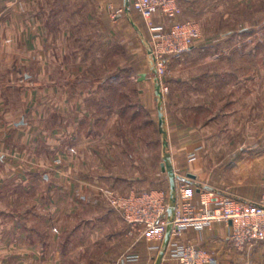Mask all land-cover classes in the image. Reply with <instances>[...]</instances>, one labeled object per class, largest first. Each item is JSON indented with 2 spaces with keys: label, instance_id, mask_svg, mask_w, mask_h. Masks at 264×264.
I'll use <instances>...</instances> for the list:
<instances>
[{
  "label": "rangeland",
  "instance_id": "374dc122",
  "mask_svg": "<svg viewBox=\"0 0 264 264\" xmlns=\"http://www.w3.org/2000/svg\"><path fill=\"white\" fill-rule=\"evenodd\" d=\"M178 3L181 8L179 15L186 16L185 9L189 12L188 9L192 7L187 5L185 8L181 0ZM198 6L200 11L197 16H187L181 22H197L201 29L200 37L204 34L207 38H217L225 41L226 46L209 50L215 58L204 60L201 56V60L188 65L182 72V80L172 75L170 61L164 76L158 78L149 57L153 42L149 33L141 59L135 54L138 49L132 45L129 54H125L122 48H110V62L107 64L91 63L85 57L80 64L79 49L67 48L65 65H48L42 62L41 47L35 48L33 63H22L20 56L17 62L11 63L10 57L4 56L9 49L2 47L3 44L9 45L11 34L0 31V264H110V243L115 244L113 264H136L140 255H148L149 252L156 255L152 264H162L168 258L175 259L171 256L174 248L169 250V243L166 246V235L168 229L170 239L182 235L173 237V221L169 215L164 236L155 240L150 238L149 232L130 226L116 208L115 213L123 221L118 225L110 222V213L102 215L106 214L105 208L103 212L99 208H82L70 194H67V198L66 194L60 198V193L54 188L55 183L48 184L43 172L49 166L57 169L64 165L65 161L56 157L60 151L66 152L68 157L75 152L74 136L76 124L80 120L76 106L80 103V97L75 95L78 87L89 89L83 101L85 99L88 106H92L93 116L105 119L104 122L108 124L113 119L121 122L118 132L148 138L162 135L166 140L170 138V122L176 111L171 100L173 88L226 89L228 100L237 99L242 106L237 113V116L242 117V126H227L226 129L220 123L219 129L226 130L227 137L238 135L244 138L250 131H253V135L257 131L259 146L264 142V0H199ZM151 18L145 19L148 22ZM14 50L22 53L20 49ZM23 50L26 51L25 48ZM53 51L58 50L51 49ZM60 66L66 68L69 74L75 73L80 67L94 74L82 77V80L74 76L47 79L50 75L47 74L48 67L52 68L53 76V73L64 72V69H59ZM206 73H219L220 76L211 80ZM97 77L99 79H95ZM156 85L160 97L158 111L157 108L155 110L157 122L145 110L132 106L138 102L134 89L145 87L152 90ZM100 88L108 89L109 94L90 95L93 91L98 93ZM122 89L130 90L129 103ZM82 114L84 119L86 115ZM202 116V112L197 113L196 124L203 122ZM49 132L61 138H56V143L48 142ZM220 135L217 136H224ZM163 162L165 165L171 164L168 158ZM70 164H73V160H68L67 165ZM55 179L57 183L59 178ZM179 181H189L196 192L201 188L192 177L176 173L175 194ZM167 189L164 191L170 199L171 188L168 186ZM102 197L110 212V191H102ZM232 232L231 227V235ZM231 235V243L237 250L245 252L254 246L253 243L240 249ZM96 248L99 255L93 254ZM31 249L39 253L34 258L30 256ZM261 259L264 262V257Z\"/></svg>",
  "mask_w": 264,
  "mask_h": 264
},
{
  "label": "crops",
  "instance_id": "0c3cea01",
  "mask_svg": "<svg viewBox=\"0 0 264 264\" xmlns=\"http://www.w3.org/2000/svg\"><path fill=\"white\" fill-rule=\"evenodd\" d=\"M198 1L181 0L185 8L187 5L192 7H187L189 12L185 9L186 16L180 14L175 19H170L156 12L147 22L135 13L131 0H0V17L3 18L0 20V31L11 34L9 45H0L9 49L4 56L10 57L11 63L17 62L18 56L22 57V63H33L34 50L40 47L42 62L48 65H65L67 48L79 49L80 64L83 63V57L91 63L107 64L110 62V48H122L125 54H129L132 45L134 49H138L134 53L141 59L142 50L147 44V34L153 39L151 28L162 27L175 20L181 22L187 16H197L200 11ZM225 46V41L207 38L203 34L196 39L188 53L171 58L169 64L172 75L179 76L182 80V72L188 65L201 60V56L204 60L215 58L209 50ZM14 48L20 49L22 53ZM51 49L58 51L51 52ZM127 63L131 64L129 61ZM48 69L47 74L50 75L47 79L74 76L77 80H82V77L94 74L83 71L82 67L69 74L66 68L60 66L59 69H64V72L53 73L51 76L52 68ZM96 76L103 77L99 74ZM207 76L212 80L220 74L208 73ZM173 89L171 100L176 111L170 122V138L166 140L162 135L148 138L118 132L121 122L113 119L108 124L104 122L105 119L93 116L92 106H88L85 99L83 101V96L89 89L78 87L75 95L80 97V103L76 105L80 120L76 124L77 132L74 136L75 152L68 157L65 151H60V155L56 157L65 161L64 165L57 169L49 166L43 172L45 180H48V184L55 183L54 188L60 193V198L64 194L67 198V194H70L82 208H99L102 212L105 208L106 214L102 215L110 213V222L117 225L123 221L118 218L112 206L109 212L102 191L124 195L152 189L169 190L170 175L163 168V161L167 158L178 175L192 177L197 186L201 187L195 195L196 207L202 206L201 196L204 194L211 199L210 207L218 206L224 197L246 204L257 203L262 195L264 146L261 145L264 142L259 146L257 131H254L255 135L250 131L244 138L238 135L227 137L226 130L219 129L220 123L226 129L227 126L241 128L242 117L237 116L242 108L240 102L237 99L228 100L226 89ZM121 91L126 92L128 99H125L129 103L130 90ZM134 91L138 102L132 106L145 110L157 122L155 110L157 108L158 111L160 99L157 85L152 90L144 87ZM109 92L106 88H100L98 93L93 91L90 95L106 96ZM200 112L203 113V122L196 124L195 118ZM82 113L86 115L84 119ZM219 133L224 136H217ZM59 134L61 135L60 132ZM47 136L51 143H56V138H61L54 132H49ZM68 160H73V164L68 166ZM55 177L59 178L57 183L54 182L57 180ZM181 235L169 240V250L178 245L193 244L210 252L216 259L214 264H264L260 260V257H264V242L254 243L245 252L233 248L230 224L218 223L202 230L188 228ZM114 247L115 244L110 243V264L114 263ZM93 251V254H98V248ZM38 254V251L30 250L33 258ZM155 256L152 252L148 255L144 253L136 264H152ZM162 264L182 263L168 258Z\"/></svg>",
  "mask_w": 264,
  "mask_h": 264
},
{
  "label": "built area",
  "instance_id": "2783aa9c",
  "mask_svg": "<svg viewBox=\"0 0 264 264\" xmlns=\"http://www.w3.org/2000/svg\"><path fill=\"white\" fill-rule=\"evenodd\" d=\"M133 9L146 19L156 12L175 19L181 12L178 0H131ZM153 42L149 57L158 78L165 74V68L173 57L188 53L201 29L195 21L174 22L168 27H154ZM264 189V181H263ZM175 210L172 217L173 237L180 236L187 228L202 230L218 223L230 224L232 240L240 249L246 245L264 241V190L260 200L255 204L235 201L230 197L221 199L216 207H210L211 199L202 196L201 209L194 205L196 190L189 181L178 182ZM111 205L119 210L125 221L132 227H139L149 232L155 240L164 236L168 227L170 199L164 190L131 192L119 196L110 193ZM172 258L183 264H214L216 259L206 250L194 245L176 246L171 250Z\"/></svg>",
  "mask_w": 264,
  "mask_h": 264
},
{
  "label": "water",
  "instance_id": "95a60500",
  "mask_svg": "<svg viewBox=\"0 0 264 264\" xmlns=\"http://www.w3.org/2000/svg\"><path fill=\"white\" fill-rule=\"evenodd\" d=\"M163 168L165 171H167L170 175V182H171V207L169 208V216L172 219L173 213L175 210V190H176V172L171 164L165 165L163 164ZM170 240V229H168L167 235H166V246L168 245Z\"/></svg>",
  "mask_w": 264,
  "mask_h": 264
}]
</instances>
